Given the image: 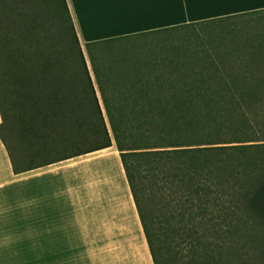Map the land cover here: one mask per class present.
<instances>
[{"label":"trees","instance_id":"obj_1","mask_svg":"<svg viewBox=\"0 0 264 264\" xmlns=\"http://www.w3.org/2000/svg\"><path fill=\"white\" fill-rule=\"evenodd\" d=\"M54 6V21L35 29L51 43L0 56V136L14 172L116 145L154 264H264V27L239 37L211 31L195 52L208 71L189 67L182 46L166 72L150 60L105 73L89 49L210 21L261 20L264 8L88 42L96 86L67 0ZM120 78L124 86H111Z\"/></svg>","mask_w":264,"mask_h":264},{"label":"crops","instance_id":"obj_2","mask_svg":"<svg viewBox=\"0 0 264 264\" xmlns=\"http://www.w3.org/2000/svg\"><path fill=\"white\" fill-rule=\"evenodd\" d=\"M67 3L82 44L264 8V0ZM137 238L154 264L116 145L15 173L0 136V244L13 245L0 249L110 251Z\"/></svg>","mask_w":264,"mask_h":264},{"label":"rangeland","instance_id":"obj_3","mask_svg":"<svg viewBox=\"0 0 264 264\" xmlns=\"http://www.w3.org/2000/svg\"><path fill=\"white\" fill-rule=\"evenodd\" d=\"M62 0H0V56L23 57L28 53H34L36 43H51L52 35L42 36L36 34V25L44 22H53V15L50 14L55 9V4L61 5ZM50 9V12H48ZM263 18L259 20L257 15L247 17H234L224 21H210L205 24H198L194 27L179 28L173 32L164 31L159 33H147L137 37H130L115 42L101 43L93 45L92 53L96 57L98 66L105 73L111 72L112 66L115 71H121L128 67L135 70L139 64L152 60L155 61V69L167 71L170 61L174 59L179 61L176 53L185 46L186 51L191 54L188 58V66L195 71H208L212 68L208 60H203V53L197 58L196 50L202 39L210 41L208 38L211 31L216 33H228L239 37L241 33L257 32L264 26ZM40 28V27H38ZM177 32V33H175ZM177 34V35H176ZM222 35H218L220 37ZM243 37V35H242ZM244 38V37H243ZM33 42H26V41ZM208 43V42H207ZM254 43H250V47ZM34 45V47H32ZM178 46L176 52L172 47ZM85 52L91 74L94 82L98 86L95 78L89 50L85 44L82 45ZM209 46L208 44L206 45ZM45 52V50H43ZM109 64V65H108ZM177 64V63H176ZM204 65H207L206 68ZM154 66V65H153ZM179 65V71L180 67ZM145 67V66H140ZM254 67V66H253ZM233 67H229L232 70ZM240 68V67H239ZM235 68L233 70H237ZM169 69V68H168ZM110 75V74H109ZM167 77V74H164ZM104 77V76H103ZM177 77V76H176ZM174 78V77H173ZM111 83V86H124L122 78ZM105 81V80H104ZM174 85L180 84L179 76L174 78ZM35 101L31 107H28L29 114L36 112V93ZM14 108H12V111ZM8 136V142L14 144V138L7 129L2 128ZM13 245L0 244V247ZM120 250L104 251H73V252H36V249L30 250H7L0 249V264H150L145 247L137 238L135 242L122 241Z\"/></svg>","mask_w":264,"mask_h":264}]
</instances>
